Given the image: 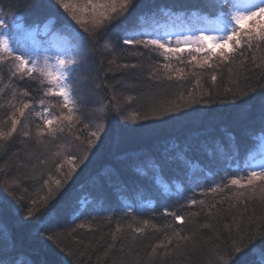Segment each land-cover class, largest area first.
Wrapping results in <instances>:
<instances>
[{
    "label": "trees",
    "instance_id": "obj_1",
    "mask_svg": "<svg viewBox=\"0 0 264 264\" xmlns=\"http://www.w3.org/2000/svg\"><path fill=\"white\" fill-rule=\"evenodd\" d=\"M26 2L3 0V7L16 10L19 5L20 14L28 25H43L49 17H55V27L62 31L61 26L68 23L49 7L57 6L55 0H42L43 7L31 10L24 7ZM207 5L208 0H134L129 12L109 25L107 31L102 30L98 39L89 37L78 25L68 23L78 28L84 37L83 67L74 74L73 82L80 79L82 82L78 92L82 121L78 124L81 130L78 136L81 147L86 148L81 153L77 151L78 144L72 143V152L61 155L60 150L65 145L63 137L57 136L54 140L45 137L46 143H38L34 130L40 121L34 114L23 118L10 140H0V203H3L0 261L4 264H209L213 250L229 242V234L223 228L225 223L242 218L245 226L251 220L258 227L264 221V200L259 188L252 199L237 198L236 193L242 190L236 188L212 196L200 195V189L215 186L221 182V177H235L251 163L252 154L259 151L264 123L259 116L258 101L236 107L240 101H233L232 95L224 91L233 88L238 92L248 85L264 88L261 79L264 71L253 68V53H248L246 62L237 55L231 64L213 62L212 69L198 71L181 63L174 66L181 72L165 73L162 65L175 62L164 61L151 48L105 47L115 44L125 27L144 26L145 17L167 27L172 26L169 16H180L188 22L184 29L191 28L200 22L190 18L211 12ZM255 55L261 57L264 49ZM113 60L115 63H109ZM125 63L137 67H120ZM213 72L218 77L215 85L211 81ZM167 75L173 78L169 80ZM0 79V87L10 85L0 93V104L4 105L0 109V127L7 130L10 121L2 122L12 111L8 101L38 102L43 86L28 77H14L10 82L7 65L3 66ZM13 91L17 93L15 98ZM22 91H28L29 96L21 97ZM208 91L212 92L211 97H205L211 101L208 104H191L155 119H131L133 115L151 117L153 108L162 110L173 103L183 105L181 98L187 99L189 93L199 99ZM57 104L58 98L51 100V110H58ZM109 104H118L126 118L112 111L104 120L106 134L89 149L91 137L88 131L83 133L87 130L83 125L87 123L92 128L100 109ZM27 130H31L32 139L23 136ZM68 130L76 139L77 133ZM57 152L59 156L55 155ZM65 155L75 156L74 163L78 164L70 179H66L69 172L63 171L65 167L61 170L64 175L56 171L57 164L68 165ZM39 159H46L48 163L39 165ZM34 167L37 174L43 172L40 180L31 178ZM49 175L66 180L58 193L52 186L56 194L48 210L54 216L46 224H41L38 218L27 220L32 200L37 201L33 207L37 217L45 210L39 197L48 192L43 188V180ZM13 178L18 179L19 186L8 188L6 182ZM227 182L228 179L223 181ZM191 198L205 199L206 206L188 209ZM213 203L216 208L211 210L210 216L208 206ZM189 211H197L199 215L189 217ZM165 212L189 217L188 222L177 224L171 216L164 215ZM145 220L160 231L148 228L135 240L132 237L136 234L125 231L117 233L113 241L112 234L118 226L140 227L142 223L138 222ZM203 223H210L212 227L202 229L199 225ZM81 224L85 227H78ZM72 229L76 231L69 236ZM174 230L179 231L181 237L191 239H177ZM170 237L171 245L153 252L156 244H167ZM110 245H113L111 250Z\"/></svg>",
    "mask_w": 264,
    "mask_h": 264
},
{
    "label": "snow or ice",
    "instance_id": "obj_2",
    "mask_svg": "<svg viewBox=\"0 0 264 264\" xmlns=\"http://www.w3.org/2000/svg\"><path fill=\"white\" fill-rule=\"evenodd\" d=\"M134 0H55V4L63 9L65 13L81 27L84 33L89 37L98 39L103 31H107L109 25L115 21H119L130 10ZM42 0H27L24 7L27 9H35L43 7ZM211 12L208 15L196 16L190 19L199 21L205 25L204 28H189L187 31L183 30L188 23L183 17L169 16V21L174 29H180L174 32L164 31L161 34L160 27L154 19L145 17L144 26L141 27H125L116 38V43L105 47H119L120 45L131 47H143L145 49L158 50L164 61H171L172 59L179 60L183 63L181 53L187 51L191 56L188 61L189 64L194 62L195 67L199 69H212L214 67V58L218 57L219 62L224 64H231L239 55L242 57V62L248 60V53H253L251 57L252 66L254 69L264 71V55L257 57L255 52H260L264 49V0H208V5ZM19 5L16 10L11 8L4 10L3 0H0V72L3 71V66L7 65L9 70V81L14 77L24 79L25 77L33 80H38L43 86L40 89L43 92L42 97L38 102L35 100L29 101L21 99L19 103H15L14 99L8 101V107L12 109L11 114L2 123L7 124L10 121V127L5 130L0 127V140L8 141L17 132L18 126L23 123L22 118L30 115H35L40 123L35 124V139L38 143H46L45 137L56 139L57 133L64 132L65 123L69 129L81 123V116L79 114V104L73 92V74L80 70L82 57L84 37L79 32L72 28L71 24L64 23L62 26L63 32L70 36L66 38L60 31H54L55 17H49L43 25H28L25 23L23 16L20 14ZM51 7V5H49ZM211 16L213 19H209ZM247 21H252L246 26ZM40 35L48 37V46H44L37 39ZM219 50V51H217ZM192 53H203L204 55L198 58ZM115 63V60L109 61ZM120 67L124 69L137 67L136 64H122ZM162 67L165 73L172 71L171 63H164ZM176 72L182 70L177 68ZM196 73H193L195 75ZM167 79L171 80L172 75H167ZM218 77L215 72L211 75V81L215 85ZM264 80V76L261 77ZM2 83V79H0ZM239 83V81H237ZM5 85L0 87V93H3ZM99 87V85H97ZM225 93L232 95L233 101H240L236 107H241L251 104L253 101H258L259 116L264 123V88L259 86L248 85L239 89L237 92L233 88H225ZM17 93L13 91V98ZM21 97H28V91L19 93ZM212 92L203 93L199 99H196L189 93L184 104H176L163 108L162 110L153 108V115L150 117L144 115L131 116L132 120L138 119H155L159 116H165L174 111H179L181 107H189L191 104H208L211 101L205 97H211ZM47 97L58 98V109L61 114L53 113L50 108V102L46 100ZM132 98L129 97V100ZM49 106H45V105ZM4 108L0 104V109ZM39 109V110H37ZM66 110V111H65ZM114 111L116 115L122 116L123 109L117 104L104 105L98 117L95 119V125L90 128L89 124L85 123L83 127L89 129L88 135L91 139L88 141V148L95 146V142L100 140L102 134H106L104 120ZM23 136L32 139L31 130L23 132ZM77 140L80 136L75 137ZM264 143V137H261ZM59 156L60 153L55 154ZM87 157H85L86 159ZM67 164L72 166L71 172L76 171L78 164H75V156L65 157ZM251 163L247 164L241 172L235 177L227 178L221 177V182L213 187L207 189H200V195L212 196L216 193H222L225 189H241L236 193L237 198L246 197L252 199L259 194L264 200V154L259 160L255 157H250ZM83 161H80L82 163ZM46 159H39V165H46ZM63 164L56 165V171L61 175L64 173ZM43 175L41 171L37 174L34 167L31 178L40 180ZM71 178V173L66 179ZM228 179L227 183H223ZM65 181L54 178L49 175L48 179L43 180V188L48 190L46 195L39 197L40 202L45 210L41 211L37 217V213L33 211V207L37 201L32 200L27 209L26 219L38 218L41 224H46L54 213L48 210V206L55 194L63 188ZM8 187L19 186V181L13 178L12 181L6 182ZM55 187L56 193L53 191ZM195 191V189H194ZM243 203V201H241ZM196 205L206 206L205 199L191 198L188 201V209H193ZM209 207V215L211 216L212 209L216 208V204H211ZM235 207V205H233ZM3 209V203H0V210ZM164 215L171 216L177 224H185L189 217H197V211H189V217H185L176 212H165ZM110 222V221H109ZM140 227H133L131 224L127 229L118 226L112 234V239H117V233L129 231L136 234L132 237L135 240L137 237L144 235L145 230L152 228L155 231H160L155 225L150 224L145 220ZM78 227L84 228L81 224ZM202 229H210V223H203L199 225ZM224 231L229 234V242L222 248L217 246L213 251L214 255L210 258L209 264H264V221L260 225L254 226L252 221H249L247 226L244 225L242 218H236L229 223L223 225ZM76 229H72L68 233L70 236ZM174 236L177 239L189 241L191 237H181L180 232L174 230ZM50 239L52 237H49ZM172 244V238L168 239L167 244L159 243L153 248V252L158 248H167ZM113 245L109 246V250ZM176 247H179L177 245ZM71 255L72 253L69 252ZM107 255V253H105ZM0 264H4L0 261Z\"/></svg>",
    "mask_w": 264,
    "mask_h": 264
},
{
    "label": "rangeland",
    "instance_id": "obj_3",
    "mask_svg": "<svg viewBox=\"0 0 264 264\" xmlns=\"http://www.w3.org/2000/svg\"><path fill=\"white\" fill-rule=\"evenodd\" d=\"M51 7L53 8V9H55L57 12H58V14H59V16L63 19V20H65L66 22H68V23H71V24H73V25H75L76 23L74 22V21H72L71 20V18L68 16V14L67 13H65L64 11H63V9H61V8H59V5H57L56 7L54 6V5H51ZM1 15V14H0ZM252 23V21H247L246 22V26L248 25V24H251ZM77 25V24H76ZM79 26V25H78ZM159 27H160V29H161V34H163V32L164 31H169V32H174V31H177V30H180V29H174L172 26H167V27H165V26H163L162 24H160V25H158ZM205 27V25L203 24V23H197V24H195V25H192V27L191 28H193V29H195V28H204ZM72 28L73 29H75L76 31H78V32H81L78 28H80L81 29V27L79 26L78 28H75L74 26H72ZM61 29H62V26H61ZM189 29V26H188V28H186V29H183V30H185V31H187ZM53 30L54 31H59V30H57L56 29V27H55V24L53 25ZM66 38H68V39H70V36H68V34L67 33H64L63 32V29H62V31H60ZM37 39H38V41L40 42V43H42L44 46H48V37H45V36H43V35H40L39 37H37ZM153 50H155V49H153ZM217 51H219V50H217ZM157 52V53H156ZM153 54H154V52H153ZM155 54L158 56V57H161V55L159 54V52H158V50H155ZM181 55V57H182V59H183V65H185L184 67H189V69H192V67H194V68H196L195 67V64H194V62L192 63V64H189L188 63V61L191 59V56L189 55V53L187 52V51H185L184 53H181L180 54ZM192 55H196L198 58H200V57H202L204 54L203 53H200V54H197V53H192ZM163 59V58H162ZM164 60V59H163ZM83 61H84V59H83V57H82V63H81V67H83ZM216 61H218L219 62V59H218V57H216V58H214V61L213 62H216ZM172 62H175V64H171L172 65V70H175V69H177V67H174V66H179L180 64H181V62L179 61V60H176V59H172ZM177 64V65H176ZM192 66V67H191ZM196 70H198L199 71V68H196ZM78 72V71H77ZM197 72V71H196ZM75 74V73H74ZM73 74V77H72V79L74 78V76L76 75H74ZM79 85H80V87H79ZM81 86H82V82H81V79H80V81L79 80H76V81H74L73 82V92H74V94H75V96H76V99H77V101L81 98V96H79V90L81 89ZM55 97H47V98H45L46 100H48L49 102H51V100H53ZM45 106H49V105H45ZM50 110H51V108H50ZM53 113H55V114H57V115H60L61 114V110L60 109H58V110H51ZM66 111V110H65ZM11 114V113H10ZM27 116V115H26ZM23 119V118H22ZM94 127V126H93ZM92 127V128H93ZM18 128H20V126H18ZM91 128V127H90ZM21 129H23V127H21ZM79 129V125L77 124L76 126H75V128H73L72 129V131H75L76 133H77V135L80 133V131L78 130ZM36 130V129H35ZM35 130H34V133H35ZM17 131H18V129H17ZM67 131V132H66ZM87 131H89V129H87V130H83V133H87ZM88 135V134H87ZM57 136H60V137H63L64 139H65V145L61 148V150H60V153H61V155H64V154H68V153H70V152H72V150H73V146H72V143H76V144H78V147H77V151H80L81 153H82V151H85L84 149L86 148H82L81 147V141L80 140H77V139H74V137H73V132L72 133H69V130H68V127H67V124L65 123V130H64V132H59V133H57ZM76 146V145H75ZM262 154H264V143H262V141L260 140V142H259V151H258V153H255V154H252V156L251 157H255V159L256 160H259L260 158H261V155ZM69 155V154H68ZM68 155H65V157L66 156H68ZM65 167V170H63L65 173H67V172H69V173H71V168H72V166H70L69 164L68 165H66V166H64ZM68 174V173H67ZM8 182V181H7ZM8 187V186H7ZM9 188V187H8Z\"/></svg>",
    "mask_w": 264,
    "mask_h": 264
}]
</instances>
